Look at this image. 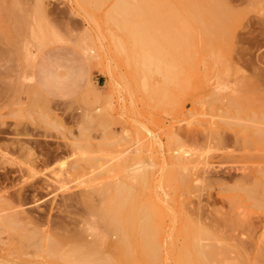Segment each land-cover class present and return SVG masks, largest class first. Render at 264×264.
<instances>
[{
    "label": "rangeland",
    "instance_id": "rangeland-1",
    "mask_svg": "<svg viewBox=\"0 0 264 264\" xmlns=\"http://www.w3.org/2000/svg\"><path fill=\"white\" fill-rule=\"evenodd\" d=\"M99 1L0 0V264H69L92 243L107 253L121 197L123 217L166 209L153 217L160 264H175L187 219L214 228L199 241L215 246L210 264L252 263L264 251V0H207L201 19L195 0ZM230 217L251 226L222 227Z\"/></svg>",
    "mask_w": 264,
    "mask_h": 264
},
{
    "label": "bare ground",
    "instance_id": "bare-ground-1",
    "mask_svg": "<svg viewBox=\"0 0 264 264\" xmlns=\"http://www.w3.org/2000/svg\"><path fill=\"white\" fill-rule=\"evenodd\" d=\"M99 0H87L86 2H88V3H91V4H93V5H97V4H99V3H101L100 1H99V3H97ZM149 1V0H148ZM152 1V0H151ZM157 1V0H156ZM161 1V0H160ZM164 1H166V0H164ZM168 1V0H167ZM179 1V0H178ZM182 1H184V0H181V5L182 6H180V3H179V5L178 6H180V7H184L183 6V4H182ZM187 1V0H186ZM190 1V0H189ZM188 1V2H189ZM194 1V0H193ZM214 1V0H213ZM212 1V2H213ZM221 1V0H220ZM220 1H214V2H219V4H221V6H220V8H226V7H222V2H224V0H222L221 2ZM81 2H82V0H81ZM85 1H83L82 3H84ZM85 2V3H86ZM143 2H144V0H116V2L114 3V5H113V7H115L116 9H120V10H122V9H126V11H128L127 9L129 8H134L135 6H142V5H144L143 4ZM154 2H155V0H154ZM157 2H159V1H157ZM156 2V3H157ZM163 2V1H162ZM168 2H170V3H173V2H171V0L170 1H168ZM168 2H164V3H168ZM175 2H176V0H175ZM211 1H207V0H195L194 1V3H195V5H193V4H190V5H192V6H189L188 8H192V11L194 10L195 11V9L197 8L198 10H200L199 8H203V10H204V8H207L206 10H208V8L209 9H211L212 7H214V3H212V5H210L209 6V4H211L210 3ZM84 3V4H85ZM102 3H105V2H102ZM155 3V4H156ZM177 3V2H176ZM183 3H185V2H183ZM187 3V2H186ZM191 3V2H190ZM201 3H205V6H202V4ZM146 5H147V3H145ZM148 4H149V2H148ZM151 4H153V2L151 3ZM155 4H153V5H155ZM162 4V3H161ZM174 4V3H173ZM178 4V3H177ZM177 4H174V6H172V7H175V5H177ZM198 4V5H197ZM201 4V5H200ZM152 5V6H153ZM158 6H159V3L157 4ZM172 5V4H171ZM187 5H189L188 3H187ZM187 5H186V7H187ZM208 5V6H207ZM216 5V4H215ZM85 6H86V4H85ZM145 6V5H144ZM144 6H142V7H144ZM156 6V5H155ZM157 6V7H158ZM165 6V5H164ZM167 6V5H166ZM177 6V7H178ZM219 6H218V8H219ZM88 7V6H87ZM94 7H96V6H94ZM102 7V6H101ZM146 7H148V8H150L151 9V7H150V4H149V6H146ZM161 8H162V6H160ZM216 7V6H215ZM136 8V7H135ZM139 8V7H138ZM164 8H166V7H164ZM191 8H190V11H191ZM220 8L219 9H214L213 8V10H210V11H212V13H213V11H215V10H217V13H218V11H220ZM140 9V8H139ZM144 9V8H143ZM143 9L141 8V10L143 11ZM146 9V8H145ZM144 9V10H145ZM149 9V10H150ZM160 9V8H159ZM186 9V8H185ZM196 9V10H197ZM221 9V10H222ZM134 10V9H133ZM137 10V9H136ZM186 10H188V9H186ZM202 10V11H203ZM130 11H132V10H130ZM130 11H128V12H130ZM205 11V10H204ZM209 11V12H210ZM127 12V13H128ZM153 12V11H152ZM196 12V11H195ZM198 13H200V14H198V15H194L193 16V19H194V17L196 16H198L200 19L202 18V16L204 15V14H206V17L205 18H209V16L207 15L208 14V11H205V12H199V11H197ZM202 13H203V15H202ZM223 13V12H222ZM220 14V13H219ZM218 14V15H219ZM141 15V14H140ZM211 15V14H210ZM123 16V18H124V15H122ZM126 16H128L127 14H126ZM134 16V15H133ZM152 16H154L153 14H152ZM205 16V15H204ZM208 16V17H207ZM143 17V16H142ZM192 16H190V18H191ZM195 17V18H196ZM212 16H210V18H211ZM217 16H215L214 17V19L216 18ZM127 17H125V19H126ZM135 18V17H134ZM138 18V17H137ZM137 18H136V20H137ZM217 18H219V20L217 19ZM216 19L218 20V22L219 21H221L220 20V18L221 17H217ZM140 19H141V17H140ZM198 19V18H197ZM215 19V20H216ZM129 20H131V19H129ZM225 20V19H224ZM206 21V20H205ZM214 21V20H213ZM204 22V21H203ZM217 22V21H216ZM220 23V22H219ZM126 34H128V33H126ZM130 36V35H129ZM132 39V38H131ZM128 42V41H127ZM210 55V54H209ZM212 56V55H211ZM132 58V57H131ZM206 59V58H205ZM143 63V62H142ZM164 76V75H163ZM146 78H148V77H146ZM150 78V77H149ZM170 82V81H169ZM186 82V81H185ZM150 83L148 82V85H149ZM154 90V89H153ZM94 111V110H93ZM88 113V112H87ZM97 113V112H96ZM95 115V114H94ZM86 116V115H85ZM84 118V117H83ZM95 118V117H94ZM100 119V118H99ZM82 124H84L83 122H82ZM46 162V161H45ZM264 162V161H263ZM34 169H29V171L28 172H30V171H32V173L34 174V175H37L38 174V172L37 173H35L36 171H33ZM251 171H252V169H250ZM260 170V169H259ZM193 171V170H192ZM250 171V172H251ZM177 172V171H176ZM255 172H256V169H255ZM257 172H258V170H257ZM32 173H30V174H32ZM252 173V172H251ZM32 174V175H33ZM255 174V173H254ZM177 175V174H176ZM190 175V174H189ZM38 176V175H37ZM178 176V175H177ZM262 176V175H261ZM256 177V176H255ZM11 178V177H10ZM14 179H15V177H13ZM174 178V177H173ZM9 179V178H8ZM168 179V178H167ZM171 179V178H170ZM190 179V178H189ZM257 179L258 178H256V182H257ZM11 180V179H10ZM10 180H7V181H10ZM58 180V179H57ZM63 180V179H62ZM169 180V179H168ZM174 180V179H173ZM191 180V179H190ZM12 181V180H11ZM108 181V180H107ZM176 181V180H175ZM174 181V182H175ZM179 181V180H178ZM178 181H176V182H178ZM189 181V180H188ZM258 181H260V182H257V184L248 192V193H254V191H256L257 190V188L258 187H262V184H261V181L262 180H258ZM62 182V181H61ZM168 182V181H167ZM258 183H260V184H258ZM168 184V183H167ZM174 184V183H173ZM50 185H51V183H50ZM46 187H43V188H39L38 190H40V189H47L48 187H49V185L48 184H46L45 185ZM175 186V185H174ZM252 186H253V184H252ZM251 186V187H252ZM172 187V186H171ZM176 187V186H175ZM178 188V187H177ZM247 188V187H246ZM114 189V190H113ZM112 190H113V193H114V195L113 196H126V197H128V192H125L126 191V189H124V187L122 186V185H115V188H113ZM110 190V189H109ZM176 190V189H175ZM258 190H259V188H258ZM104 191H106L105 189H104ZM104 191H100V193H98L97 195L98 196H101V197H103L104 195L103 194H105V193H103ZM115 191V192H114ZM128 191V190H127ZM260 191L262 192L263 190H261L260 189ZM107 192V191H106ZM109 192V191H108ZM112 193V192H111ZM258 193V192H257ZM182 194V193H181ZM95 195V194H94ZM94 195H92V196H94ZM103 195V196H102ZM130 195V194H129ZM258 195V194H257ZM92 196L91 195H86L85 196V200H88L87 198H92ZM106 196V195H105ZM104 196V197H105ZM111 196V195H110ZM95 197V196H94ZM249 197V196H248ZM255 197V196H254ZM89 198V200L88 201H86V202H91L92 200ZM113 198H115L116 199V197H113ZM123 198V200H120V201H118V199H116V200H114V207L113 206H109L110 208H111V210H110V208H109V211H111V212H107L109 215L108 216H106V218H105V215H104V217L103 218H105L104 220V223L106 224V228L109 230V232H110V230L113 232H110L112 235H117V237H118V240H116V242L114 243V242H112L111 243V245H112V249L111 250H109L107 253H103L102 252V250H98V249H96V244L97 243H92L90 246H89V248H87V249H84V248H82L83 250L82 251H84V252H79V251H81V250H77L76 251V249L74 248V250H71L70 251V254L72 255V256H70V255H68V256H70L69 257V259H67L68 257H66V261L65 262H69V264H160V263H162L161 261H160V263L158 262L159 260H161V251H160V244L159 243H156V239L158 238V236L159 235H157L158 234V228H159V226H161V223L159 222V221H161L162 222V220L159 218V216L161 215V214H158L157 215V213L155 214V211L158 209V208H160V206L162 205H160L159 206V204L160 203H158L159 201H157V203L156 202H154V204L156 205H158L159 207L158 208H156V210H155V206L153 205V203H152V206H154L153 208H152V206H151V208L149 207L150 205H151V203L150 204H148L147 206H144V207H137L134 211H133V217H131L132 215H130V218H129V215L126 217V216H121L120 215V213H121V206H119L118 205V203H120V202H123L122 203V207H124V205H125V203H127V201L125 202V198L124 197H121V199ZM23 201V199L21 198L19 201L20 202H22ZM81 200H82V202H84L85 200H83L82 198H81ZM91 200V201H90ZM85 202V203H86ZM161 202V201H160ZM166 202V201H165ZM168 202V201H167ZM92 203V202H91ZM175 203V202H174ZM88 204V203H87ZM90 204V203H89ZM167 204V203H166ZM165 204V205H166ZM259 204H261V203H259ZM236 204H233V206H235ZM167 206H169L168 204H167ZM183 206V205H182ZM113 207V208H112ZM163 207H164V205H163ZM166 207V206H165ZM170 207V206H169ZM168 207V208H169ZM258 207V206H257ZM260 207V206H259ZM126 208V207H125ZM179 208V207H178ZM236 208V207H235ZM172 209V208H171ZM182 209V208H181ZM262 209V208H261ZM125 210V209H124ZM131 210V209H130ZM137 210V212H135ZM154 210V211H153ZM160 211L159 212H162L163 210L166 212V209L165 208H162V206H161V208L159 209ZM169 210H170V208H169ZM168 210V211H169ZM173 210V209H172ZM178 210V209H177ZM235 210V209H234ZM126 211H129V209L128 210H126ZM125 211V212H126ZM163 211V212H164ZM174 211V210H173ZM130 212V211H129ZM153 212H154V214H153ZM106 213V214H107ZM132 213V212H131ZM174 213V212H173ZM134 214H136V215H134ZM163 214V213H162ZM169 214V213H168ZM171 215H172V212L170 213ZM176 214V213H175ZM178 214V213H177ZM157 215V220H159L158 222H156L157 224H158V226H156L157 224L155 223V221H156V219L154 220V218H155V216ZM234 215V214H233ZM164 216V215H163ZM173 216V215H172ZM178 215H175L174 216V218L176 217V218H178L177 217ZM154 217V218H153ZM161 218H163V217H161ZM172 218V217H171ZM182 218V217H181ZM182 219H184V218H182ZM181 219V220H182ZM103 220V219H102ZM186 220V219H185ZM188 220V219H187ZM186 220V222H182V225H185V226H181V228H183V237L185 238L183 241H185L184 242V244L182 245L183 246V249L181 250L180 249V251L178 252H176L175 254H174V259H173V257H172V260H175V264H210V262L209 261H211V260H213V257H216L215 255L216 254H214V253H216V249H215V246H210V247H203V245L199 242L200 240H201V238L202 239H205L204 237H208V236H211V234H213L214 233V231H212V229H214L213 227H212V229L211 230H205L202 226H200V224H195L194 222H190V220L189 221H187ZM175 221V220H174ZM223 221H224V219H223ZM234 221H236V222H234ZM248 221V220H247ZM177 222V221H176ZM175 222V223H176ZM178 222H179V225H180V220L178 219ZM216 222V221H215ZM215 222H214V224H215ZM220 222V221H219ZM221 222H222V219H221ZM237 222H239V223H237ZM154 223V224H153ZM160 223V224H159ZM184 223V224H183ZM219 223H217V225H218ZM220 224H223L222 225V227L224 226V227H226L227 229H229V230H234V229H236V228H239V229H249L250 228V224H248V223H246V221H238L237 219L235 220L234 218L232 219L231 217L230 218H228V219H226L223 223H220ZM155 226V229H154V226ZM216 225V224H215ZM133 228V229H132ZM156 228H157V230H156ZM180 228V227H179ZM211 227H209V229H210ZM219 228V227H218ZM178 229V228H177ZM176 228H175V231L177 230ZM216 229V228H215ZM132 231L133 230V232L135 231V233L138 235V241H136L137 242V244H136V249H134L133 251H131L130 250V248L132 249V247H133V244L131 243V241H130V238L128 239L127 238V236L128 235H132L131 233H129V231ZM154 230H156V232L154 231ZM173 230V229H172ZM182 230V229H181ZM161 232L163 231V230H160ZM178 231V230H177ZM156 234H155V233ZM176 233H178V232H176ZM175 233V234H176ZM137 235H135V236H137ZM154 235H156V237L154 236ZM178 235H179V237H180V230H179V233H178ZM104 236H108V234H104ZM133 236V235H132ZM166 236V235H165ZM164 236V237H165ZM128 237H130V236H128ZM154 237H155V241H154ZM182 237V236H181ZM182 237V238H183ZM102 238H103V235H102ZM177 238V237H176ZM159 239V238H158ZM162 239V238H161ZM76 240V239H75ZM100 240H102V239H100ZM107 240H109V237H108V239H106L105 241H106V243L108 242ZM130 241V243H129V241ZM134 240H136V238H134ZM103 241H104V239H103ZM128 241V242H127ZM159 241V240H158ZM157 241V242H158ZM170 241H172V240H170ZM102 242V241H101ZM163 242H164V240H163ZM129 243V244H128ZM161 243V242H160ZM87 244V243H86ZM159 244V245H158ZM170 243H168V245H169ZM128 245H130L129 247H128ZM132 245V246H131ZM165 245H167V244H165ZM165 245H164V247H165ZM242 245V244H241ZM86 246V245H85ZM94 246V247H93ZM109 246V245H108ZM169 246H172V248L174 247L173 245H169ZM168 247V246H167ZM167 247H166V249H167ZM158 248H159V250H158ZM163 248V247H162ZM161 248V249H162ZM182 248V247H181ZM249 248V247H248ZM67 249V248H66ZM169 249H171V248H169ZM174 250H175V248H173ZM240 249V248H239ZM244 249V248H243ZM108 250V249H107ZM246 250V249H245ZM247 250H249V249H247ZM262 250V249H261ZM55 251V250H54ZM53 251V252H54ZM57 251H59V250H56V253H57ZM74 251V252H73ZM169 251V250H168ZM171 251H172V249H171ZM240 251H242L241 249H240ZM60 252V251H59ZM167 252V251H166ZM173 252V251H172ZM245 251H243L242 253V255L244 256V253ZM68 253V252H67ZM66 253V254H67ZM168 253V252H167ZM169 253H171V252H169ZM168 253V254H169ZM174 253V252H173ZM260 253V252H259ZM62 254H65V253H62ZM248 254V253H247ZM59 255V254H58ZM57 255V256H58ZM160 255V256H159ZM60 256V255H59ZM165 256H167V255H165ZM164 256V257H165ZM172 256V255H171ZM243 256H242V258H243ZM248 256V255H247ZM62 257V256H61ZM65 257H63V258H65ZM160 257V258H159ZM163 257V258H164ZM168 258H171V257H169L168 256ZM167 259V258H166ZM215 259V258H214ZM244 259V263L245 264H247L248 263V261L251 259H247V258H243ZM163 261V260H162ZM250 262H252V263H250V264H264V251L262 252V253H260L258 256H256L255 258H254V260H252V261H250ZM173 264H174V261H173ZM238 264V263H237ZM249 264V263H248Z\"/></svg>",
    "mask_w": 264,
    "mask_h": 264
},
{
    "label": "crops",
    "instance_id": "crops-1",
    "mask_svg": "<svg viewBox=\"0 0 264 264\" xmlns=\"http://www.w3.org/2000/svg\"><path fill=\"white\" fill-rule=\"evenodd\" d=\"M97 82V81H96ZM98 83V82H97ZM80 84L78 81L75 82V85ZM74 89V88H73ZM74 91V90H73ZM63 94H68L67 92H64Z\"/></svg>",
    "mask_w": 264,
    "mask_h": 264
}]
</instances>
